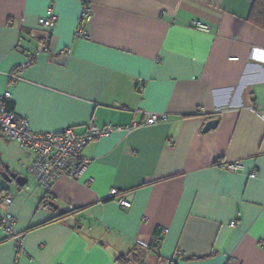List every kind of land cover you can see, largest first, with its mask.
<instances>
[{
    "label": "crops",
    "instance_id": "crops-1",
    "mask_svg": "<svg viewBox=\"0 0 264 264\" xmlns=\"http://www.w3.org/2000/svg\"><path fill=\"white\" fill-rule=\"evenodd\" d=\"M83 4L87 37L75 34ZM47 6L50 51L19 69ZM8 73V107L35 131L168 119L88 141L81 174L47 191L29 151L0 131V171L26 178L0 175L11 197L0 210L22 236L15 249L0 227V264H117L119 253L125 264H264V0H0V94ZM233 159L242 170L222 167ZM44 195L75 209L54 218Z\"/></svg>",
    "mask_w": 264,
    "mask_h": 264
},
{
    "label": "built area",
    "instance_id": "built-area-1",
    "mask_svg": "<svg viewBox=\"0 0 264 264\" xmlns=\"http://www.w3.org/2000/svg\"><path fill=\"white\" fill-rule=\"evenodd\" d=\"M92 16V9L88 4H83L80 8L75 34L87 37L86 23ZM57 19V15L51 6H47L44 14L37 19L43 28V35L39 45L30 52L24 51L25 58L19 63V69L29 66L40 53L50 51V35L52 27ZM193 26L199 29H206L207 25L200 21H192ZM17 79L14 73H8L6 87L0 94V131L8 138L16 141L26 148L31 154V160L27 165L29 174L36 184L43 190H48L52 183L62 175L71 178L78 177L89 162V159L82 155L83 146L90 140L108 135L113 131L129 132L142 124H155L168 119V114L164 111H145L142 121L132 120L124 125L106 123L98 125L90 120L86 123L82 131H75L67 126L60 131H35L30 127L27 117L15 113L7 107V101L11 96L10 87ZM222 167L226 170H242L244 165L240 159L225 160ZM252 171L249 176L253 177ZM107 197H112L123 206H129V200L125 194H120L112 188L108 191ZM11 197L0 193V204L9 205ZM16 216L10 210H0V227L5 238L12 241L15 249L21 247L22 236L15 228ZM264 244V240L261 241ZM175 255L180 254L176 250Z\"/></svg>",
    "mask_w": 264,
    "mask_h": 264
},
{
    "label": "water",
    "instance_id": "water-1",
    "mask_svg": "<svg viewBox=\"0 0 264 264\" xmlns=\"http://www.w3.org/2000/svg\"><path fill=\"white\" fill-rule=\"evenodd\" d=\"M217 120L215 118H211V119H208L203 127H202V130H207L209 129L210 127H213L215 124H216ZM0 175L3 177V179L7 182H10L12 181V179L15 181V183L19 184V185H23L26 178L25 176H23L22 174H18L14 171H10V172H5V171H0ZM49 204L52 206V208L56 209L58 213H62L64 212V208L62 207H59L58 204L54 201H49Z\"/></svg>",
    "mask_w": 264,
    "mask_h": 264
},
{
    "label": "trees",
    "instance_id": "trees-1",
    "mask_svg": "<svg viewBox=\"0 0 264 264\" xmlns=\"http://www.w3.org/2000/svg\"><path fill=\"white\" fill-rule=\"evenodd\" d=\"M8 103V101H7ZM9 106V104H7V107ZM47 191V190H46ZM0 193H3V189L0 188ZM41 203H45V204H49V201H52V200H49V198H47V195H44V197L41 198ZM75 208H68V209H65L64 212L62 213H58L57 215L54 216V218H60L62 217L65 213H68V212H71L72 210H74ZM128 260H133V257H128L127 254H123V253H119L116 257H115V262L117 264H125ZM171 262V261H170ZM169 262V263H170ZM171 264V263H170Z\"/></svg>",
    "mask_w": 264,
    "mask_h": 264
},
{
    "label": "rangeland",
    "instance_id": "rangeland-1",
    "mask_svg": "<svg viewBox=\"0 0 264 264\" xmlns=\"http://www.w3.org/2000/svg\"><path fill=\"white\" fill-rule=\"evenodd\" d=\"M27 178H28V180H29V177H27ZM28 180H27V181H28Z\"/></svg>",
    "mask_w": 264,
    "mask_h": 264
}]
</instances>
